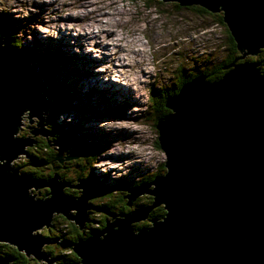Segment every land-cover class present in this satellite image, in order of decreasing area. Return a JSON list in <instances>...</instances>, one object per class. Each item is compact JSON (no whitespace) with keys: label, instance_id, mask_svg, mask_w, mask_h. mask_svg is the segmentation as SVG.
Masks as SVG:
<instances>
[{"label":"water","instance_id":"water-1","mask_svg":"<svg viewBox=\"0 0 264 264\" xmlns=\"http://www.w3.org/2000/svg\"><path fill=\"white\" fill-rule=\"evenodd\" d=\"M161 1L221 13L242 61L227 64L214 81L197 75L166 97L169 112L154 125L165 172L126 188L128 206L141 194L152 203L111 216L72 249L80 264H264V73L245 59L264 48V0ZM17 51L0 39V241L39 260L48 241L32 232L50 226L55 213L82 227L87 201L109 190L83 180L73 185L80 191L73 199L63 194L68 183L54 176L32 179L10 169L32 144L15 137L21 115L45 126L42 113L54 105L44 98L50 89L39 62ZM30 129L41 135L37 126ZM65 143L53 142L59 148L54 160L62 162ZM41 187L48 188L45 198L25 195ZM160 205L161 219L134 228Z\"/></svg>","mask_w":264,"mask_h":264},{"label":"rangeland","instance_id":"rangeland-1","mask_svg":"<svg viewBox=\"0 0 264 264\" xmlns=\"http://www.w3.org/2000/svg\"><path fill=\"white\" fill-rule=\"evenodd\" d=\"M102 29L114 34L108 42L102 41L95 47L92 36ZM226 30V26L196 8L177 7L173 2L161 0H0V31L9 34L12 43L21 44L17 53L37 55L52 63L53 78L64 102L68 100L65 111L55 119L57 130L69 135L66 140L56 138L66 142L59 155L62 162L54 161L63 166L52 171L57 181V171L64 174V178L74 180L64 187L72 194L76 192L74 184L92 182L78 178L89 172L102 182L98 186L105 190L121 177L142 183L153 173H163L164 154L155 143L153 104L159 93L178 82V75L187 77L209 68L223 57ZM239 61L242 59L236 62ZM45 76L44 73V80ZM152 87L156 90L155 96L150 93ZM51 95L50 90L44 98L48 100ZM50 108L52 106L48 110ZM48 110L42 113L45 126L37 125L39 120L32 117L35 124L31 127L50 129L52 119L47 116ZM28 115L27 112L21 115L15 137L30 139L32 144L25 145V152L9 166H18L11 167L18 173L23 170L44 175L50 173V163L37 167L27 160L28 151L45 158V151L41 145L37 147L36 140L46 138L41 132L36 136L30 132ZM51 148L58 156V146ZM139 182H135V186ZM40 191L44 193V188H30L29 194L33 192L37 196ZM148 196L151 195L141 194L133 200L134 209L148 203ZM97 199L94 202L99 201ZM55 214L50 233L45 231L46 227L32 233L48 239L65 230L62 217ZM108 217L111 219L110 215ZM97 219H93L95 227H98ZM144 221L146 219L134 222V226ZM48 242L53 241L48 239ZM4 244L15 248L0 241L1 251L5 250ZM60 250L65 253L66 248L43 245L41 251L46 259L28 257L34 264H59L52 256Z\"/></svg>","mask_w":264,"mask_h":264},{"label":"trees","instance_id":"trees-1","mask_svg":"<svg viewBox=\"0 0 264 264\" xmlns=\"http://www.w3.org/2000/svg\"><path fill=\"white\" fill-rule=\"evenodd\" d=\"M174 5L179 7V5L177 3H174ZM191 7L194 9L196 8V9L200 10L201 12H203V13L207 14L208 16H210L211 18H213L216 23H219L220 25L225 26V24L222 21V14L221 13H210V12L206 11L205 9L201 8L200 6L192 5ZM4 38L9 39L10 41L12 40V38L9 36V34H7L5 31L4 32L0 31V39H4ZM226 41H227L226 44H224V46L222 45V49L224 50V53H223V57H221L219 61L215 62L209 68L208 67L204 68V69L197 71L196 73H193L187 77H185L184 75L182 77H181V75H178L177 79H179V80H178V82L175 83L174 86H172L170 89H164V91H165L164 93H159L160 96H158V99H156V101L154 102L155 104H153L154 105V114H155L154 120H155V122H157L159 118H161L162 116L166 115L169 112V110L167 108H165V105H164V101H165L166 97L175 94L178 91L179 87L185 81H187V80H189V79H191L197 75H204L206 80H208V81L217 80L225 73L226 70L224 69V67L227 64L231 63L232 61L237 63L236 61L238 60V56L240 53L238 52V50L236 48V44L233 41L232 37L230 36L228 30H226ZM20 45L14 43V42L13 43L11 42V46H13L18 51H20V48H19ZM28 55H30V54H28ZM30 56H32V55H30ZM37 57L38 56L35 55V58H37ZM37 59H39V60H37ZM37 59H35V60H36V62H39L40 68L45 69V71H46L45 72V74H46V76H45L46 87L52 91V95L49 96L48 100L52 101L54 105L52 106V108H50L48 110V115H47L50 119H52V122L50 123V126H49L50 129H48V131L49 130L53 131L52 135H54V136L50 137V138H51V140L52 139L53 140H57V139L66 140V138H68L69 135L60 133V130H57V126H56L57 124L55 123V119L59 113H61L62 111H65V109H66L65 102H68V100L65 99V102H64L63 96L61 95L62 91L58 88V85L55 82V79L53 78V72H51V68H50L52 63H49L48 60L41 59L40 57ZM248 60H252V61L257 62L259 64V68H260L261 72L264 73V48L260 49L257 55L250 57ZM41 62H43V63H41ZM155 91L156 90L154 89V87H152L150 93H152V95L155 96V95H157V93ZM155 143H156V147L159 148L158 142L156 141ZM47 144L48 143L41 145L45 151V158H43L41 156H37L36 153L28 151L27 153H28L29 158H27V160L28 159L31 160L32 164L35 166L37 165V167L40 166L41 164L50 163V165L52 167L51 171H50L51 174L47 173L44 175L43 174L38 175V173H36V172L32 173V171L31 172L30 171L25 172L23 170H19L20 173L26 174L29 177H31L32 179L48 180L53 176L54 172L52 170L55 167H59V164L54 162L56 152H49L51 150L47 149ZM83 154H85V153L83 152ZM50 165H49V168H50ZM60 165L63 166L62 164H60ZM11 167H14V168L17 167L18 168V166H11ZM11 167H10V169H11ZM164 172H165V168L163 170V173ZM159 174H161V173H159V172L153 173L151 176L145 177V179L142 182L150 181L154 178V176L159 175ZM63 175L64 174H62L61 172H58V171L56 172V176L58 177L59 182H65V183H71V184L74 183L73 179L64 178ZM89 175H87V176L79 175L78 178L80 180L81 179L82 180L87 179L89 181H92L94 183V185H96V186H98L100 183H102L101 181H97L96 179H94V177L91 175V172H89ZM135 182H139V181H135ZM135 182H129V181L125 180L123 177H121L120 179H117L115 182H113L114 185L111 186V188H110L112 190H110L108 188L109 191L104 193L103 195L99 196L98 199L93 198V199L87 201V210H86L87 221L84 222L82 227H79L78 225L74 224L73 222H70V220H68L63 215H61V213H59V215L63 219V223H65V228H64L65 230H61V232L59 231L57 236L48 238L49 240H51L53 242H48L45 245L47 246V244H49V243H50L49 245L55 244V246L56 247L58 246L60 249L63 245L66 248V251H65V253H63L60 250L57 254L56 253L54 254L55 256H52V257H56L59 260L58 261L59 264H80L79 258L77 257V255L75 254V252L72 249L73 243L76 242L78 239H85V238L89 237L93 232L99 231L101 228H103L106 220H109L108 215L114 216L117 214H124L126 212L133 210L135 204L133 205V203H131V206H128L127 205V199L125 196L127 194L126 188L135 186V184H136ZM123 183H125V184H123ZM63 191H64L65 196H70V197L75 198L78 195V193L75 191L73 192V194L70 192H67L64 189H63ZM115 193H117V194H115ZM31 195H34V193L32 192ZM47 195H48V188L44 191V193H41V191H40V195L35 196V199H43ZM94 199H97L99 201L94 202ZM151 203H152V197L148 196V203L139 204V206L140 207L148 206ZM100 213L102 215H99ZM164 214H165V212H164V209L162 206H159L157 208L155 207L154 209H152L149 212V214L146 218V221L141 222V224H135L134 228H138L140 226H146L153 219H161L164 216ZM95 216L96 217L101 216V217H99L97 219V218H95ZM55 217L56 216H54V219H55ZM54 219H52V220H54ZM93 219L98 220V223H97L98 227L93 226V225H95L93 223ZM53 227H54V223L51 222L50 226L46 227L45 231L50 233V228H53ZM48 239H47V241H48ZM4 248H5V250H2V251L0 250V258L7 259L8 263L11 261V262H13V264L14 263H16V264H34L33 262L30 261L32 258L24 255L23 253L18 252L16 250V248L11 247L7 244H4Z\"/></svg>","mask_w":264,"mask_h":264},{"label":"bare ground","instance_id":"bare-ground-1","mask_svg":"<svg viewBox=\"0 0 264 264\" xmlns=\"http://www.w3.org/2000/svg\"><path fill=\"white\" fill-rule=\"evenodd\" d=\"M72 15H67L66 17H71ZM73 19H74V17H73ZM113 31H109V30H105V29H102V30H100L99 32H98V34H94L92 37L94 38V43H93V45L95 46V47H98V45H100V44H102V41L103 42H105V41H107V40H109L110 39V37H112L113 36ZM103 35V36H102ZM102 37H104V38H102ZM108 42V41H107ZM110 43V42H109ZM107 44V43H106ZM111 44H113V43H110V45ZM103 46H106V45H103ZM117 46V45H116ZM98 50V49H97ZM137 55V54H136ZM105 83V82H104ZM115 88H117V87H115ZM40 131H41V133L42 134H45V129H43V128H38ZM43 131V132H42ZM111 155H116V154H114V153H112ZM107 156H109V155H107ZM115 158V157H114ZM11 170H15V169H12L11 168ZM16 174H19V175H24V176H26L27 178H31V177H29L28 175H26V174H23V173H18V171H17V169H16ZM53 177V176H52ZM51 177V178H52ZM149 182V181H148ZM30 189V188H29ZM29 189L27 190V191H25V195H27L29 198H31V197H34V195H30L29 194ZM30 195H28L27 193ZM63 194H64V191H63ZM79 194H80V191H79ZM64 196H65V194H64ZM79 196V195H78ZM77 196V197H78ZM77 197H75V198H73V199H76ZM90 200V199H89ZM163 205V204H162ZM161 205V206H162ZM163 207V206H162ZM74 210V209H73ZM164 212H165V210H164ZM41 259H46V255L43 257V258H41ZM40 260V259H39Z\"/></svg>","mask_w":264,"mask_h":264},{"label":"flooded vegetation","instance_id":"flooded-vegetation-1","mask_svg":"<svg viewBox=\"0 0 264 264\" xmlns=\"http://www.w3.org/2000/svg\"><path fill=\"white\" fill-rule=\"evenodd\" d=\"M34 124H35V122L33 123V121H32V123H30V124L28 125V129H29V127H30L31 125H34ZM46 126H47V122H46ZM46 129L48 130L49 128H46ZM52 132H53V131L49 130V131H48L49 135H48L47 138H44V139H43L42 137H40L39 140H36V142L38 143L37 147L40 146V145H42V144H45V143H48V142H49V143L47 144V149H50V150H51V149H52L51 147L53 146V143H52V140H53V139L51 140L50 137H53V136H54V135H52ZM47 141H48V142H47ZM49 152H52V150L49 151ZM61 164L63 165V163H61ZM59 167H61L60 164H59ZM32 173H34V172H32ZM32 173H31V174H32ZM43 188H44V191L47 189L46 187H43ZM40 189H41V188H40ZM74 189H75V188H74ZM75 190H76L77 193H79V191H78L77 189H75ZM78 195H79V194H78ZM78 195H77V196H78ZM72 213H75V211L73 210ZM73 223H74V222H73ZM49 244H50V243H49ZM49 244H47V245H49ZM45 246H46V245H45ZM55 253L57 254V252H55ZM49 256H51V255H49ZM55 258H56V257H54V260H55Z\"/></svg>","mask_w":264,"mask_h":264},{"label":"clouds","instance_id":"clouds-1","mask_svg":"<svg viewBox=\"0 0 264 264\" xmlns=\"http://www.w3.org/2000/svg\"><path fill=\"white\" fill-rule=\"evenodd\" d=\"M54 141H55V140H54ZM102 195H103V194H102ZM45 244H46V243H45ZM45 244H44V245H45Z\"/></svg>","mask_w":264,"mask_h":264}]
</instances>
